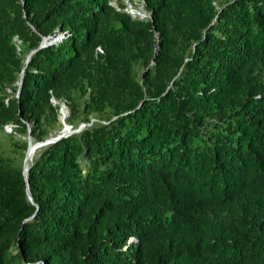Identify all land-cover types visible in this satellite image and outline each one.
<instances>
[{"label":"trees","instance_id":"trees-1","mask_svg":"<svg viewBox=\"0 0 264 264\" xmlns=\"http://www.w3.org/2000/svg\"><path fill=\"white\" fill-rule=\"evenodd\" d=\"M138 1L0 0V264H264V0Z\"/></svg>","mask_w":264,"mask_h":264},{"label":"water","instance_id":"water-1","mask_svg":"<svg viewBox=\"0 0 264 264\" xmlns=\"http://www.w3.org/2000/svg\"><path fill=\"white\" fill-rule=\"evenodd\" d=\"M64 35L63 34H59L57 35L56 37H53V38H50V37H43L42 38V41L39 45L38 48H41L43 46H46L48 44H52V43H56L57 41L61 40L62 37ZM35 50H32L26 57V60H25V63L27 64L29 59H30V56L31 54L34 52ZM21 82H22V73H21V76H20V82H19V89L18 91L20 90V86H21ZM53 103H56V100L55 99H52ZM63 104V103H62ZM65 105V104H64ZM66 106V105H65ZM62 111V108L60 106V113ZM67 116V112L65 114L62 115V117L60 118L61 120V123H62V128L61 130L55 134L54 136H49L48 138H46L44 141H40V142H34V146L36 149L42 147V146H46L48 144H51V143H54L56 141H58L59 139L63 138V137H67L68 135L74 133V132H78L80 131V128H83V125L81 124L80 127H77V128H73L71 127V125L67 124L65 122V118ZM85 126V125H84ZM33 142L32 140V137H31V133H30V127L28 126V135H27V149H26V153H25V156H24V159H23V164H22V174L24 176V180L26 182V194H27V198L28 200L31 202V203H34L33 199H32V196L30 194V191H29V188H28V182H27V171H28V167H29V162L32 160V158L29 160L28 159V150L30 149V146H31V143Z\"/></svg>","mask_w":264,"mask_h":264},{"label":"rangeland","instance_id":"rangeland-1","mask_svg":"<svg viewBox=\"0 0 264 264\" xmlns=\"http://www.w3.org/2000/svg\"><path fill=\"white\" fill-rule=\"evenodd\" d=\"M129 1L130 0H124V2H125V4H126V6H127V8H128V3H129ZM131 2H133V3H135L134 4V7H135V9L136 10H138V11H141V12H144V14H148V12H146V10L144 9V7H142L141 6V4L139 3V1L138 0H135V1H131ZM114 5L116 6V4L114 3ZM126 10H128V11H130V9L128 8V9H126ZM17 44H19V42H16ZM59 102V101H58ZM63 103V102H62ZM62 103L60 104V105H62ZM64 104V103H63ZM67 107V106H66ZM68 114H69V110H68V108H67V116H68ZM66 116V117H67ZM61 118V117H60ZM60 122H61V120H60ZM62 124V123H61ZM82 124V123H81ZM81 124H79V125H77V127H80L81 126ZM83 125V124H82ZM63 126V125H62ZM29 127H30V125H29ZM72 127V126H71ZM83 127H84V125H83ZM73 129V128H72ZM30 130H31V128H30ZM80 130H82V128H80ZM5 132H11L12 131V126H5V130H4ZM55 134H57V132H53L52 134H51V136H54ZM17 137H19L18 135H17ZM27 138V137H26ZM33 143V142H32ZM6 144H7V137H4L3 135H2V132H1V130H0V150L3 152V153H9L10 154V152H9V149L6 147ZM26 149H27V147H26ZM26 153V150H25V152H24V154ZM35 153H36V151H35ZM35 153H34V155H35ZM34 157V156H33ZM11 159L13 160V162H14V164H12L13 166H16L17 164L16 163H19V158L16 156H12L11 157ZM23 163V162H22Z\"/></svg>","mask_w":264,"mask_h":264},{"label":"built area","instance_id":"built-area-1","mask_svg":"<svg viewBox=\"0 0 264 264\" xmlns=\"http://www.w3.org/2000/svg\"><path fill=\"white\" fill-rule=\"evenodd\" d=\"M135 3H130L129 2L128 3V8L130 9V11H128V10L127 11L133 16H138L139 18H148L150 16L149 13L148 14H144V12L136 10L135 7H134ZM139 3L143 7V3H141V2H139ZM128 8L126 7V9H128Z\"/></svg>","mask_w":264,"mask_h":264},{"label":"bare ground","instance_id":"bare-ground-1","mask_svg":"<svg viewBox=\"0 0 264 264\" xmlns=\"http://www.w3.org/2000/svg\"><path fill=\"white\" fill-rule=\"evenodd\" d=\"M56 103H58V100H56ZM61 108H62V111H61V117H62V115L67 112V107L64 104H62ZM33 144H34V141H33V143H31L30 149L28 150V159L29 160L31 158H33L34 153L37 150Z\"/></svg>","mask_w":264,"mask_h":264}]
</instances>
